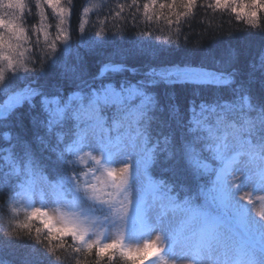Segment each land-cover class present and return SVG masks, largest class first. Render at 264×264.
<instances>
[{"label": "snow or ice", "instance_id": "obj_1", "mask_svg": "<svg viewBox=\"0 0 264 264\" xmlns=\"http://www.w3.org/2000/svg\"><path fill=\"white\" fill-rule=\"evenodd\" d=\"M93 7L100 5L83 7L85 19L76 31H85ZM116 7L110 12L114 19L127 16L135 21L142 9L146 21L163 19L169 26H179L201 7L230 10L257 38L255 47L250 54L230 47L211 64H162L157 48H134L124 55L150 56L153 63L138 67L108 60L93 73L79 52L70 67L63 59L70 50L72 0L67 6L62 0H34L31 7L26 0H0V179L7 181L0 203L11 217L0 227V249L27 239L22 264H40L41 256L49 257L51 264H114L117 258L125 264H154L157 259L162 264H264V211L259 220L250 213L253 194L264 193V0H144L142 5L126 0ZM31 8L37 22L26 26ZM101 24L95 36L104 43L109 32L106 22ZM121 32L124 28H117L112 35ZM174 43L180 46L182 41ZM53 73L60 82L50 91L47 78ZM160 84L230 88L231 95L199 101L193 97L185 108L174 93L152 91ZM256 116L258 123L246 119ZM37 145L53 159L55 175L49 176L56 186L72 189L74 205L91 199L107 206L100 227L109 233L116 229L115 238H102L86 216L58 209L59 214L52 215L41 207L26 208L24 218H18L17 188L47 170ZM86 157L96 164L103 159V179L81 185L87 173L77 166ZM159 165L171 179L149 176ZM205 173L211 177L203 204L189 199L177 204V197L169 195L176 188L175 178L196 181ZM142 179L160 192L155 208H146L135 194ZM244 189L249 191L239 195ZM259 199L264 201V196ZM38 217L42 219L37 226L33 221ZM141 228L158 235L143 238ZM126 237L143 238V243L126 244ZM64 251H70L71 260L57 255ZM165 252L168 259L163 258Z\"/></svg>", "mask_w": 264, "mask_h": 264}, {"label": "trees", "instance_id": "obj_2", "mask_svg": "<svg viewBox=\"0 0 264 264\" xmlns=\"http://www.w3.org/2000/svg\"><path fill=\"white\" fill-rule=\"evenodd\" d=\"M125 2L126 0H72L74 10L69 20V28L71 31L70 50L63 55V59L67 61L69 67L75 60L77 52L84 57L88 69L96 73L99 71L102 63L108 60L125 61L128 66L138 67H146L153 63L150 56L126 57L124 55L128 49L134 48H157L160 52L157 62L162 64L187 61L199 63L201 60L211 64L213 58L219 57L230 47H240L249 54L254 50L257 38L247 33V26L243 22H237L230 10L214 12L205 10L201 7L194 10L189 18L182 20L179 26L175 23L169 26L163 19L159 21L153 20L151 22L146 21L143 18L142 9L141 14L137 16L135 21L127 16L120 20L114 19L110 12L114 14V12L118 10L116 6ZM128 2H130V0H128ZM143 2L144 0H140L141 5ZM198 2L202 4L204 0H198ZM26 3L31 7V5L34 4V0H26ZM62 3L67 6L68 0H62ZM92 4H98L100 7H93L89 12L85 31H76L78 24L82 23L85 19L82 12L83 7L91 6ZM35 14V9L31 8V11L25 16L26 26H31L37 22V19L34 18ZM101 21L106 22L105 30L109 32V38L104 43H100L99 38L95 36V32L101 27H104ZM49 23L53 25L56 23L51 13ZM117 28H124V32L112 35ZM52 31L53 34H55L54 28ZM141 33H152V36L148 37L147 35H141ZM178 33L179 37L177 35ZM178 38L182 41L180 46H176L174 43ZM184 39L188 41L186 45L183 43ZM169 41L173 42L170 46ZM25 55L28 56L29 53H25ZM58 70L59 69L56 71ZM126 75H128L130 80L139 79V77H132L130 74ZM59 82V77L57 75L54 73L50 74L47 78L49 90L54 91L53 86ZM41 83H45V81L42 80ZM152 91L161 96L174 93L185 108L189 106L188 102L193 99V97H196L199 101L210 100L217 96L230 97L231 95L230 88L195 85L167 86L165 84H160ZM256 93L257 95L259 94L258 87ZM2 99L3 97H0V100ZM21 111L23 113L21 118L25 119V125L27 126L26 113H24V110ZM246 119H255L257 123L259 121L258 116L247 117ZM241 124L247 126L244 120H241ZM2 131L3 129H0V132ZM3 144L4 141L0 139V145ZM36 151L40 161L47 166V170L37 172V174L31 177L30 181H32L33 177L40 174L45 176L49 181H53L49 176V173L55 175L53 159L50 158L49 153L41 152L38 145ZM0 158H2V154H0ZM209 163H211V161H209ZM163 167V165H159L156 168L150 169L149 174L155 181H159L162 178L171 179L170 174H165L161 171ZM213 167H215V165H213ZM84 170V167L78 164L77 171L83 172ZM210 177V173H205L203 179L196 181H185L183 177H177L175 178L176 188L174 191L170 192L169 195L177 197V204L182 203L185 199H189L195 204H203L204 193L207 192L210 187ZM58 179L59 177L57 176V180ZM29 182L27 184H29ZM6 183V180L0 179V193L3 192ZM26 185L17 188V203L15 206L21 210L18 217L19 219H23L25 215V208H22L20 199L21 191ZM62 189L69 188L64 186ZM8 218H11L9 211L3 203H0V227L3 226L5 220ZM41 219L42 217H38L33 223L38 226ZM67 242L71 244V240ZM27 244L28 240L26 239L23 243L18 242L10 247L0 249V264H22L23 259L28 254ZM57 255L62 258L67 257L71 260L70 251L59 252ZM40 264H51L50 258L41 256ZM104 264H108V262L105 261ZM114 264H125V262L117 258ZM137 264L139 263L137 262Z\"/></svg>", "mask_w": 264, "mask_h": 264}, {"label": "rangeland", "instance_id": "obj_3", "mask_svg": "<svg viewBox=\"0 0 264 264\" xmlns=\"http://www.w3.org/2000/svg\"><path fill=\"white\" fill-rule=\"evenodd\" d=\"M85 151H88V149H85ZM93 155L102 158V154L99 152H94ZM80 165L85 169L83 173H87V175L81 176V185L85 181H95L96 177L103 179V159L101 164H96L90 158L86 157L84 162L80 163ZM113 166L119 167L120 165L114 163ZM149 176L151 177L150 174ZM134 191L136 195L142 198L146 208H155L160 203L157 200L160 192L151 189L143 179L140 181L139 185L135 186ZM247 191H249V189H244L239 195L242 196L244 192ZM261 196H264V193L255 192L253 194V204L250 206V213L252 217L257 220L260 219L259 213L264 211V201L259 199ZM20 202L22 208L30 209L31 207H41L52 215H58L59 212H63L69 216L79 215L82 219L86 216L90 223H96L97 227L95 231L99 232L102 238L107 237L108 239H111L116 236V229H112L109 233L100 227L103 222V217L108 214L106 205H101L98 201H93L91 199H88L87 202H84L83 200L79 201L74 205L72 189H62L61 187L56 186L55 181H49L41 174L33 177L32 181L22 189ZM244 203L246 204L247 202L245 201ZM57 209L59 212H57ZM176 213L179 214V209L176 210ZM140 231L144 232L143 238L147 239L154 240L158 235V233L148 232L143 228H141ZM143 238L132 239L131 237H126L125 243H130L132 245H135L136 243L142 244ZM160 247L164 248L165 245L161 244ZM163 258L168 259L167 252L163 254ZM138 263L140 264L139 261ZM154 264H162V260L157 259Z\"/></svg>", "mask_w": 264, "mask_h": 264}]
</instances>
